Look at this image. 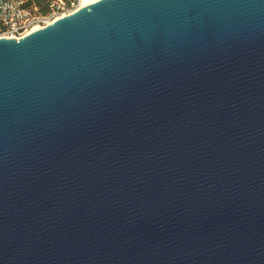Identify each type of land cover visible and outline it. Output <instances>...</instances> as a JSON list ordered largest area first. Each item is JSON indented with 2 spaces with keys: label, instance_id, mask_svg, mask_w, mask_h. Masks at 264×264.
<instances>
[{
  "label": "water",
  "instance_id": "95a60500",
  "mask_svg": "<svg viewBox=\"0 0 264 264\" xmlns=\"http://www.w3.org/2000/svg\"><path fill=\"white\" fill-rule=\"evenodd\" d=\"M0 264H264V0L0 37Z\"/></svg>",
  "mask_w": 264,
  "mask_h": 264
},
{
  "label": "built area",
  "instance_id": "2783aa9c",
  "mask_svg": "<svg viewBox=\"0 0 264 264\" xmlns=\"http://www.w3.org/2000/svg\"><path fill=\"white\" fill-rule=\"evenodd\" d=\"M25 1L0 0V37L19 39L81 7V0H49L46 13L39 14L35 5L24 7Z\"/></svg>",
  "mask_w": 264,
  "mask_h": 264
},
{
  "label": "trees",
  "instance_id": "16d2710c",
  "mask_svg": "<svg viewBox=\"0 0 264 264\" xmlns=\"http://www.w3.org/2000/svg\"><path fill=\"white\" fill-rule=\"evenodd\" d=\"M49 0H26L23 4L24 7L29 5H35L37 8V13L44 14L47 11V4ZM3 30L2 24L0 23V32Z\"/></svg>",
  "mask_w": 264,
  "mask_h": 264
},
{
  "label": "bare ground",
  "instance_id": "6f19581e",
  "mask_svg": "<svg viewBox=\"0 0 264 264\" xmlns=\"http://www.w3.org/2000/svg\"><path fill=\"white\" fill-rule=\"evenodd\" d=\"M95 1H97V0H81V7L87 6V5H89Z\"/></svg>",
  "mask_w": 264,
  "mask_h": 264
}]
</instances>
